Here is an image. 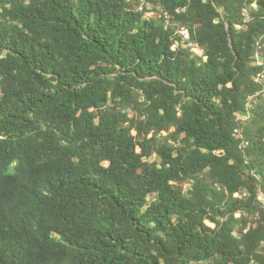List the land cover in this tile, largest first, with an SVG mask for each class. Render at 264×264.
Wrapping results in <instances>:
<instances>
[{"label": "trees", "instance_id": "16d2710c", "mask_svg": "<svg viewBox=\"0 0 264 264\" xmlns=\"http://www.w3.org/2000/svg\"><path fill=\"white\" fill-rule=\"evenodd\" d=\"M0 264H264V0H0Z\"/></svg>", "mask_w": 264, "mask_h": 264}, {"label": "rangeland", "instance_id": "374dc122", "mask_svg": "<svg viewBox=\"0 0 264 264\" xmlns=\"http://www.w3.org/2000/svg\"><path fill=\"white\" fill-rule=\"evenodd\" d=\"M153 4H151L150 5V12L146 15V17L148 18V19H155V18H159V13H157L155 10H152V8H153ZM191 50L193 51V53H196L197 55H199V56H202L203 55V52L201 51V50H199V49H192L191 48ZM189 187H187L186 189H188ZM154 198H155V196H150V201H153L154 200Z\"/></svg>", "mask_w": 264, "mask_h": 264}, {"label": "built area", "instance_id": "2783aa9c", "mask_svg": "<svg viewBox=\"0 0 264 264\" xmlns=\"http://www.w3.org/2000/svg\"><path fill=\"white\" fill-rule=\"evenodd\" d=\"M180 34L183 36L184 40L186 41V42H185V45H186L187 47H190V48H192V49H199L198 47H196V46L194 45V43L190 42V33H189V31H188L187 29H184V28L181 29ZM199 50H200V49H199Z\"/></svg>", "mask_w": 264, "mask_h": 264}]
</instances>
